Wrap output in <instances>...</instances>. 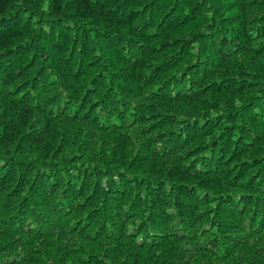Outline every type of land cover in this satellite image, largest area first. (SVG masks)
I'll return each instance as SVG.
<instances>
[{
  "label": "trees",
  "instance_id": "trees-1",
  "mask_svg": "<svg viewBox=\"0 0 264 264\" xmlns=\"http://www.w3.org/2000/svg\"><path fill=\"white\" fill-rule=\"evenodd\" d=\"M0 264H264V0H0Z\"/></svg>",
  "mask_w": 264,
  "mask_h": 264
}]
</instances>
